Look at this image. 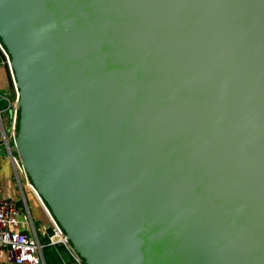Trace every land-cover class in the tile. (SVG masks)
Listing matches in <instances>:
<instances>
[{"label": "water", "instance_id": "95a60500", "mask_svg": "<svg viewBox=\"0 0 264 264\" xmlns=\"http://www.w3.org/2000/svg\"><path fill=\"white\" fill-rule=\"evenodd\" d=\"M0 43V154L85 264H264V0H0Z\"/></svg>", "mask_w": 264, "mask_h": 264}, {"label": "built area", "instance_id": "2783aa9c", "mask_svg": "<svg viewBox=\"0 0 264 264\" xmlns=\"http://www.w3.org/2000/svg\"><path fill=\"white\" fill-rule=\"evenodd\" d=\"M0 52L3 55L1 62H8L7 55L0 43ZM16 99L10 98L8 91L0 93V102H4V106H0V113L9 109L12 117L10 122V129L12 136L16 128L17 106ZM0 134L1 143L4 145L8 142L7 133L3 131V123L0 114ZM11 167L18 181L19 195L4 196L2 188H0V259L7 264H46L43 258V243L49 244L60 243L66 247L70 264H85L83 259L73 250L69 241L64 237L63 231L58 223L52 218L46 205H43L34 188L31 187L27 177L23 173L22 168L15 155L10 158ZM21 173V175H20ZM23 177V178H22ZM31 187L36 198L43 206L44 213L48 216V225L44 227L45 233L40 236L41 230L33 223L30 209L26 205L23 191L21 187V180ZM19 201V203H17Z\"/></svg>", "mask_w": 264, "mask_h": 264}, {"label": "crops", "instance_id": "0c3cea01", "mask_svg": "<svg viewBox=\"0 0 264 264\" xmlns=\"http://www.w3.org/2000/svg\"><path fill=\"white\" fill-rule=\"evenodd\" d=\"M2 65L3 63L1 62V59H0V91L5 92V91H8V86H7L6 77H4ZM2 112L4 114L3 117L1 116L2 123H3V131L7 133V139H8V142H10L12 138V132L10 129V122H11L12 114L9 109H6ZM0 137H1V134H0ZM0 143H1V138H0ZM0 160L4 161V163L8 164L9 168L12 169L9 156H7L6 158L0 157ZM8 181L9 182L7 183V179L5 177L0 178V188H2V194L4 196H8V195L16 196L15 189H13V186H14L13 182L10 180V178L8 179ZM21 187H22L23 196H24L26 205L30 204L33 211L35 212L34 214L35 219L39 218L43 223L48 225L47 223L48 216L46 213H44L43 206L40 204V202L36 198V195L34 194L31 187H29L23 179H22ZM28 207L30 209L29 205ZM30 212H31V209H30ZM31 216H32V213H31ZM32 219H33V216H32ZM43 244H44L43 246H45L46 244L48 245V248H46L45 250V253L47 255L48 264H70L67 249L62 244L60 243L49 244L47 242H44ZM45 263H46V260H45ZM0 264H7V263H5L2 259H0Z\"/></svg>", "mask_w": 264, "mask_h": 264}, {"label": "rangeland", "instance_id": "374dc122", "mask_svg": "<svg viewBox=\"0 0 264 264\" xmlns=\"http://www.w3.org/2000/svg\"><path fill=\"white\" fill-rule=\"evenodd\" d=\"M0 93H3L2 91H0ZM4 102H0V106L3 107L4 106ZM1 116L3 117V112L0 113ZM3 143H0V147L2 146ZM15 154V153H14ZM13 154V155H14ZM8 155L6 154H0L1 158H6ZM6 178L7 179V183L9 182L8 179L10 178V180L13 182L14 186L13 189H15V194L19 195V187H18V181L16 179V176L13 172V169L9 168L8 164L4 163V161L0 160V178ZM20 183H22V180L20 181ZM15 196V195H14ZM30 206L31 209V213L33 216V223L35 224V226L38 228V230H41L40 236L42 235V233H45L44 227H45V223H43L39 218L35 219V212L33 211L32 207L30 204H28Z\"/></svg>", "mask_w": 264, "mask_h": 264}, {"label": "trees", "instance_id": "16d2710c", "mask_svg": "<svg viewBox=\"0 0 264 264\" xmlns=\"http://www.w3.org/2000/svg\"><path fill=\"white\" fill-rule=\"evenodd\" d=\"M17 203H19V201H17ZM46 248H48L47 244L45 246H43L42 251H43L44 260H46V263L48 264L47 255L45 253Z\"/></svg>", "mask_w": 264, "mask_h": 264}]
</instances>
